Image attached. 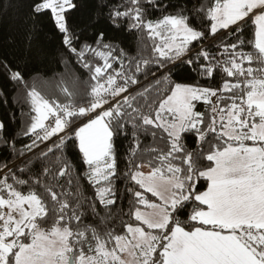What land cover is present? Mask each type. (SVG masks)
Wrapping results in <instances>:
<instances>
[{
  "label": "snow or ice",
  "instance_id": "snow-or-ice-1",
  "mask_svg": "<svg viewBox=\"0 0 264 264\" xmlns=\"http://www.w3.org/2000/svg\"><path fill=\"white\" fill-rule=\"evenodd\" d=\"M84 6L27 0L26 46L46 18L90 89L0 119V264H264V0Z\"/></svg>",
  "mask_w": 264,
  "mask_h": 264
},
{
  "label": "trees",
  "instance_id": "trees-1",
  "mask_svg": "<svg viewBox=\"0 0 264 264\" xmlns=\"http://www.w3.org/2000/svg\"><path fill=\"white\" fill-rule=\"evenodd\" d=\"M93 0H84L82 15H86L91 7ZM204 2V0H201ZM27 11V0H0V54L9 55L21 62L24 80L20 83L7 82L0 76V89L7 97V103L0 102V119L9 120L11 114L15 113L16 122L10 125V130L21 128L22 121H28L27 115L21 116V112L27 114L30 109L27 93L35 87L36 91L49 99L65 101V94L62 89L67 88L70 93L82 94L90 89V85L85 81L89 80L88 74L83 70L69 55L61 42L60 34L52 27L45 18L39 25V31L32 39L31 46H26L25 30L23 17ZM160 13H154L152 18H156ZM124 46L135 54L138 42L137 33L122 34ZM151 43V41H147ZM245 51H253L251 46ZM247 66V65H245ZM203 110V106H199ZM191 143V141H189ZM21 143H27L22 140ZM145 144L149 141L145 140ZM127 141H119L117 147L120 156L126 154ZM7 157V153L0 150V162ZM121 169L125 167L123 160L120 163ZM82 171V170H81ZM87 188L86 181H82ZM123 188V184L120 185ZM88 195L92 194L88 188ZM128 197L122 203L111 209L116 213L121 208L124 212L128 211ZM124 219H127L125 216Z\"/></svg>",
  "mask_w": 264,
  "mask_h": 264
},
{
  "label": "rangeland",
  "instance_id": "rangeland-1",
  "mask_svg": "<svg viewBox=\"0 0 264 264\" xmlns=\"http://www.w3.org/2000/svg\"><path fill=\"white\" fill-rule=\"evenodd\" d=\"M145 171H147V169H144Z\"/></svg>",
  "mask_w": 264,
  "mask_h": 264
}]
</instances>
